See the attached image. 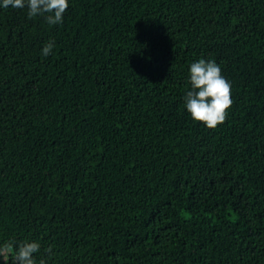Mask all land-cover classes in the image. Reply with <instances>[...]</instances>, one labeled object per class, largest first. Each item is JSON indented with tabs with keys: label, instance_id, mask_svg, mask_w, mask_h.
<instances>
[{
	"label": "trees",
	"instance_id": "1",
	"mask_svg": "<svg viewBox=\"0 0 264 264\" xmlns=\"http://www.w3.org/2000/svg\"><path fill=\"white\" fill-rule=\"evenodd\" d=\"M201 58L231 82L214 129L183 107ZM0 237L52 264H264V0L0 9Z\"/></svg>",
	"mask_w": 264,
	"mask_h": 264
},
{
	"label": "clouds",
	"instance_id": "2",
	"mask_svg": "<svg viewBox=\"0 0 264 264\" xmlns=\"http://www.w3.org/2000/svg\"><path fill=\"white\" fill-rule=\"evenodd\" d=\"M70 0H0V9H26L29 19L43 17L48 25L63 22ZM54 41L41 48L44 57L52 54ZM188 90L183 96V107L194 122L209 129L222 124L232 105L231 82L223 75L219 64L211 59H198L188 66ZM51 249L42 251L39 242L0 237L2 264H52Z\"/></svg>",
	"mask_w": 264,
	"mask_h": 264
}]
</instances>
